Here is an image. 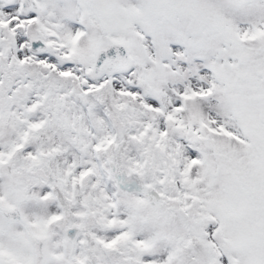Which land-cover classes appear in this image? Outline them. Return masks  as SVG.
I'll return each mask as SVG.
<instances>
[{
    "label": "snow or ice",
    "instance_id": "obj_1",
    "mask_svg": "<svg viewBox=\"0 0 264 264\" xmlns=\"http://www.w3.org/2000/svg\"><path fill=\"white\" fill-rule=\"evenodd\" d=\"M0 264H264V0H0Z\"/></svg>",
    "mask_w": 264,
    "mask_h": 264
}]
</instances>
